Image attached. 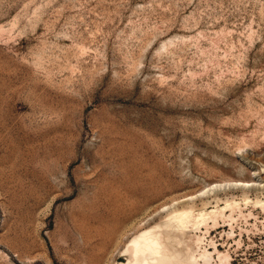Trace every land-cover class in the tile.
Listing matches in <instances>:
<instances>
[{"label":"rangeland","instance_id":"obj_1","mask_svg":"<svg viewBox=\"0 0 264 264\" xmlns=\"http://www.w3.org/2000/svg\"><path fill=\"white\" fill-rule=\"evenodd\" d=\"M183 208L264 264V0H0V264H128Z\"/></svg>","mask_w":264,"mask_h":264},{"label":"bare ground","instance_id":"obj_2","mask_svg":"<svg viewBox=\"0 0 264 264\" xmlns=\"http://www.w3.org/2000/svg\"><path fill=\"white\" fill-rule=\"evenodd\" d=\"M36 183L38 184L37 180ZM234 204H228L227 207L233 208ZM223 210L218 208L208 212L205 208L174 209L163 216L159 223L140 230L135 229L138 219L130 218L118 226L112 234V241H121L133 232L123 248V255L126 256L128 264H224L227 257L222 252L217 248H214V252L201 251V238L190 233L191 229L197 230L200 226L207 225L208 220L212 219L215 223V216ZM215 254L218 256L217 260H214Z\"/></svg>","mask_w":264,"mask_h":264}]
</instances>
